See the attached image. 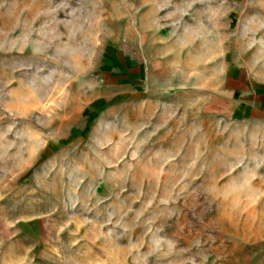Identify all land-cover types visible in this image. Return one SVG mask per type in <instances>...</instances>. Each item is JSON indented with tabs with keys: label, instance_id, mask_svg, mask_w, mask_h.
Here are the masks:
<instances>
[{
	"label": "rangeland",
	"instance_id": "1",
	"mask_svg": "<svg viewBox=\"0 0 264 264\" xmlns=\"http://www.w3.org/2000/svg\"><path fill=\"white\" fill-rule=\"evenodd\" d=\"M0 264H264V0H0Z\"/></svg>",
	"mask_w": 264,
	"mask_h": 264
}]
</instances>
